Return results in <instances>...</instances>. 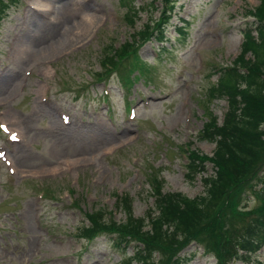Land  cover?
I'll use <instances>...</instances> for the list:
<instances>
[{"label": "rangeland", "instance_id": "1", "mask_svg": "<svg viewBox=\"0 0 264 264\" xmlns=\"http://www.w3.org/2000/svg\"><path fill=\"white\" fill-rule=\"evenodd\" d=\"M68 1L65 15L63 0H44L43 6L39 0L0 1V122L20 137L12 142L4 134V140L0 130L15 169L10 173L0 160V264H128L134 243L120 250L112 235L88 245L79 237L86 212L105 209L107 217L123 221L128 209L135 216L150 211L157 188L188 197L205 193L203 176L215 175L213 165L193 174L185 145L214 156L216 142L204 136L223 125L227 110L214 88L216 68L241 55L242 29L252 19L246 15L261 3L176 0L158 28L161 4L153 7L150 0ZM53 23L54 33L42 36ZM145 23L155 34L162 31V43L134 37ZM121 44L128 45L129 57L107 65ZM8 75L13 84H4ZM129 104L136 119L128 118ZM254 181L261 183L254 176L231 192L230 207H217L216 223L226 234L260 215L264 193L252 192ZM203 234L213 238L216 232ZM182 242L175 253L184 264H216L215 253L206 254L194 240ZM160 254L154 253L155 261ZM232 264H264V247L250 261Z\"/></svg>", "mask_w": 264, "mask_h": 264}, {"label": "trees", "instance_id": "2", "mask_svg": "<svg viewBox=\"0 0 264 264\" xmlns=\"http://www.w3.org/2000/svg\"><path fill=\"white\" fill-rule=\"evenodd\" d=\"M160 1L166 6L174 2ZM260 2L258 7L249 11L248 15L254 16L255 20L243 32L241 55L232 67L221 70L214 85L220 97H229L230 110L223 125L211 127L204 136H212L216 141L214 156L209 158L213 161L215 175L204 178L205 193L188 197L181 193L161 194L157 188L154 192V195L158 194L155 206L145 216H135L128 209L127 218L121 222L107 221L105 212L101 210L88 213L91 226L83 230L88 238L106 230L117 233L121 238L119 242H140L129 264L133 261L136 264H160L161 260V264H183L184 257L180 251L175 253L182 248V239H186L182 243L197 241L207 251L215 253L217 264H232L237 259L250 261L264 244V207L242 231L226 234L220 228V222L216 223L219 219L217 207L222 203L230 207L235 196H231V192L239 189L243 182L257 176L261 183L252 182V192L264 193V0ZM167 17L165 10L163 18ZM252 25L258 31V37L253 34ZM140 34L144 37L147 30H141ZM126 48L123 47L120 55L113 48L112 56L105 63L115 66L116 58L125 55ZM248 52L253 58L247 57ZM203 161L199 157L194 158L189 165L191 172L205 171ZM257 184L262 185L258 187ZM237 193L239 199H243L239 191ZM211 230L216 232L213 238L203 234ZM208 239L213 242L212 246ZM155 251L161 253L158 262L153 258Z\"/></svg>", "mask_w": 264, "mask_h": 264}, {"label": "bare ground", "instance_id": "3", "mask_svg": "<svg viewBox=\"0 0 264 264\" xmlns=\"http://www.w3.org/2000/svg\"><path fill=\"white\" fill-rule=\"evenodd\" d=\"M40 2H41V6H43V5H45V2H43L44 0H39ZM70 3H69V1L68 0H63V4H62V6H61V8H62V10H61V15H65V14H67L68 12H70V10H69V7H70V5H69ZM86 21L90 24V21H92V18H90L89 16H86ZM90 27V26H89ZM79 29L81 28L80 26L78 27ZM56 30V26H55V24L53 23L51 26H49L47 29H42V36H46V35H52L53 33H54V31ZM43 39H44V37H43ZM43 39H42V41L41 42H43ZM45 42V41H44ZM43 42V43H44ZM44 48H46V47H44ZM43 47H41V49H44ZM36 50H39V48L37 49L36 48ZM34 53H37V52H34ZM9 77H11L10 75H8L7 77H6V79L3 81L4 82V84H6L7 82H13V78H9ZM11 84H13V83H11ZM11 84H9V85H7L6 87H8V86H10Z\"/></svg>", "mask_w": 264, "mask_h": 264}, {"label": "snow or ice", "instance_id": "4", "mask_svg": "<svg viewBox=\"0 0 264 264\" xmlns=\"http://www.w3.org/2000/svg\"><path fill=\"white\" fill-rule=\"evenodd\" d=\"M12 139H13V140H15V139H16V136H15V135H13V136H12Z\"/></svg>", "mask_w": 264, "mask_h": 264}]
</instances>
